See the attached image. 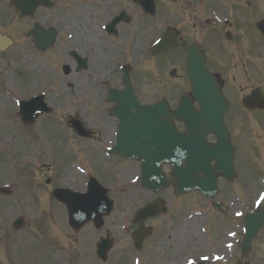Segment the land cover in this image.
<instances>
[{
    "label": "rangeland",
    "instance_id": "374dc122",
    "mask_svg": "<svg viewBox=\"0 0 264 264\" xmlns=\"http://www.w3.org/2000/svg\"><path fill=\"white\" fill-rule=\"evenodd\" d=\"M1 4L2 2L0 1V5ZM69 4L70 2L68 1L62 6L68 5L67 9L69 10L71 6ZM47 17L48 15L45 16L44 12L39 14L40 20L42 19L45 20ZM20 25L18 24V21L15 20L13 21L10 28L7 30V33L17 42V44L13 45V52L15 54V56H12L13 58L15 57L19 58L22 55V53H24L27 50L24 43L26 42L28 33L26 30H23V29L21 31ZM237 27L242 28L241 24H238ZM66 30H69V28H67ZM152 35H154V33H152ZM188 35L194 36V34H192L191 32H188ZM225 35L226 34L222 32V36L224 37ZM79 43L81 45H85V44L91 43V41L85 42L84 40H81L79 41ZM238 45H240V42H238ZM119 52L120 51H118V53ZM3 54L6 55L5 53ZM0 56H3V55L0 54ZM61 56L62 54L59 52H56V50L54 49L52 50V53L46 56V59L51 60V62L55 66L58 67L59 63L62 61ZM56 58H58L59 61L56 60ZM112 63L113 61L110 59L107 64L110 65ZM25 64L29 66V63H25ZM37 64L40 65V62H37ZM161 67L163 68V64L161 65ZM13 68H15V77L19 83L18 92L19 93L21 92L23 94L22 96L16 94L13 89L7 88L8 83L11 84L13 81V79L10 78V74H9L10 72H13ZM43 68L44 66L42 65V69ZM23 69L24 67L21 65H17L14 63L8 64V63H5L4 60L2 61L0 60V85H1L0 93L1 94H5L6 91H9L12 93L11 99L13 97L21 98V100L27 98V96L25 95L27 91V87H28V84L33 81L34 76L31 75V72H28ZM143 69H144L143 67H140L141 71H143ZM150 69L153 70L154 66L149 67V70ZM142 73H143L142 77L143 78L148 77L147 80L150 83L151 82L150 77L151 76L153 77V75L150 74L149 72H142ZM164 75L167 77L165 72H164ZM159 78L160 79L162 78L161 74ZM65 79L70 82L69 84L71 87L70 91L66 92L65 88L67 86L64 85V89H63V86L56 83V80H55L56 85L54 89L56 88V90L50 94V101H53L59 107H61L63 103H66L65 105L69 107V110L67 111L60 110L58 112H55L53 115L54 119L49 115L42 116L39 119V121L41 122V126L40 127L36 126L34 128L35 131H38L40 129L41 130L40 134H33L31 132H26L27 130L24 129L25 127L22 128V126L19 124L20 118L18 114L16 115L13 109L11 107H6L5 109H3V112L0 113V162L7 163V162H10V160H12L14 165H18L19 168L22 169L23 164L22 162L15 160L16 157L21 159L23 157L22 154L25 151L29 153L32 149L31 145H34L35 142L41 139V137H44V138L47 137L50 139H54L53 142L50 143V145L46 148L45 151L47 154L51 153L53 156H55L56 154L62 151V155L64 156L62 159L63 169L68 168L70 165H75L77 163L86 162L85 159L81 157L80 155H78L77 152L73 148L68 149L70 147V142L72 141V135L64 128V126L67 127V125L64 123V121L60 117H63V115L66 113L73 114L76 111H80L81 109L84 110L86 109V106H89L90 95L87 94V91L89 90V86L84 82L83 84H81L79 80L74 82L71 77H68ZM48 82H49L48 79H46L45 81L41 80L38 82L37 86L41 90H43L47 88L46 84ZM145 86L141 87V90H142L141 93L146 95L148 100L154 99V98H157V99L160 98V95H155L156 91H153V89L150 86L148 87L147 85ZM32 87H30L29 90L31 89L33 90L34 87L33 88ZM145 88H147V91H145L146 90ZM160 90L164 92L163 97L167 98L168 97L167 96V79H165V86L161 87ZM1 94H0V105L8 104V102L10 101V98H8V95L3 96ZM62 95H64V98L62 97ZM233 100L234 102L237 101V97H234ZM236 107H237V104H236ZM55 117L58 118L57 121ZM56 141L60 144H57ZM78 145L80 146V144ZM92 156L95 161L99 159V157L96 155H92ZM5 168L7 167L4 164L2 166L0 165V182L1 183L7 181V178H8V176L5 173L7 171L3 173ZM252 171L253 170H252V164H251L250 166L251 175H252ZM95 172H97L98 177L105 178L106 173L109 172V169L107 168V166H104L100 170L96 169ZM243 172L244 173L249 172L247 167L244 166ZM19 174H20V178L22 179V181L25 182V174L22 171H19ZM50 174H53V173H50ZM253 175L256 179H258L259 177L264 176V171L257 170L253 172ZM29 178L31 179V174H29ZM33 182L35 185L37 184L36 186V189H37L39 182H42V175H38L37 177H35V180ZM20 183L22 184V182ZM249 183H251L250 186H253L252 180ZM119 190L123 192L122 189H119ZM22 192H24V194ZM113 192H114L113 195L115 196L116 202L124 205L126 203V201L124 200V194L123 193L120 194V192H118V188L114 189ZM26 194H29L31 197L27 196L25 201L30 202L33 197L30 193H27V190L24 188L19 189L15 195H17V198L22 201L24 200V197ZM43 195H44V192L42 191V187L39 186V195L35 194L34 198L37 199V202H40L43 199ZM131 195L136 197L137 191L134 190L131 193ZM0 199H3V203H11L9 198H0ZM168 200L170 202L172 200V196H169ZM182 201H185L186 203L202 202V201H199L198 198H194L193 196L180 197L178 199L175 198L173 199L172 202L176 203V202H182ZM17 204L18 206H20V203H17ZM23 206L28 211L35 210L32 203H23ZM3 208H4V205L0 203V211H2ZM12 210L13 209H8L5 214H0L1 220H4V218H6L8 214L10 215V213L15 212V210L14 211ZM39 212L40 211L37 212L34 218L36 230H34L33 232L34 223H33V218H32V213H31L29 214V216L27 217L25 216L27 225L22 230H20L21 232L17 234L18 236H14L12 239L21 245L18 248L22 249L23 246H25V248L28 250L29 257H28L26 264H56L53 254L52 252L49 251V248H48L50 237L46 234V228L47 226H50V225H52L53 233H55V235L60 238V243L64 250L62 252L63 257L65 256L67 252V254L71 253L73 257H76L75 264H98L96 261V258H94V255L89 249L90 239L96 236L95 235L96 231H94V229L92 228L93 226L87 225L86 227H83L82 229H80V231L76 233H72L70 232V230H67L65 227H63L62 224H58L62 220L58 218L60 214L62 213L61 211L53 210L47 216H43V217L38 215ZM119 215H120L119 211H116L113 216L114 219L111 222L119 224L117 221L119 219ZM11 217L12 216L10 215V218ZM213 233H214V227L211 225L206 234H204L202 237H200L196 241L189 242L188 244H186L181 249V251L188 255H196L200 252V250H207L209 248L208 241L211 240ZM71 235H74V236L71 238ZM32 240H40L42 242L41 248L32 247L31 246ZM261 242L262 241L259 240L256 243V246L259 249L261 248ZM73 243H77L74 247L75 250L70 245ZM13 244H15V242H13ZM118 246H120V244L117 241V245L114 247L115 250L111 252V256L113 257L112 261L114 262V264L117 263V258L115 257V254L117 252L116 249L118 248ZM13 248H15V246ZM263 253L264 251L256 250L255 256L259 259L260 264H264V258L262 257ZM173 257L174 255L170 254L168 255L167 258H173ZM112 261L110 262V264H113ZM0 264H6V259L2 258L0 260Z\"/></svg>",
    "mask_w": 264,
    "mask_h": 264
},
{
    "label": "flooded vegetation",
    "instance_id": "af4514ba",
    "mask_svg": "<svg viewBox=\"0 0 264 264\" xmlns=\"http://www.w3.org/2000/svg\"><path fill=\"white\" fill-rule=\"evenodd\" d=\"M215 0H199V7L191 6L185 0H174L169 3V7L167 8L166 18H167V32L174 33L177 43L172 48L171 51V63L167 61L169 67L174 71L182 72V68L184 66L185 70V55H186V46L194 43L196 38L189 36L188 32L192 34H196L198 30L202 29L207 23V15L211 10L221 11L219 7H216ZM230 5L234 6L235 2L230 3ZM213 6V7H212ZM114 9L117 10V13L120 11H124L125 20L123 23L118 26V34L123 36H128V38L134 43L141 41V10L135 2L132 0H114L113 2ZM110 7L107 6V15L110 14ZM119 14V13H118ZM149 21L151 22V29L153 25L157 26L158 18L155 14L150 17ZM76 26L78 28L81 27V20L76 21ZM200 41L204 43V39L200 37ZM92 62L95 64L101 65L104 63V60L101 59V52L95 48L92 53ZM101 59V60H100ZM173 75L176 77H182V75L173 72ZM184 78V75L183 77ZM235 79V77H232ZM135 79V78H134ZM185 86L182 88L184 91H189V84L187 82L185 76ZM253 98L257 97L256 93L252 94ZM231 110L229 109L225 116V123L228 129L230 130V140L236 147L235 160L234 165L236 170L240 172L244 169V163H246V159L244 158L245 154L239 153V145L243 144L244 147L250 150V153L255 154L259 150V146L264 147V109L259 110L256 106V101H252L249 104V119L245 125H243L242 121L237 119V112L234 108V105L229 103ZM196 107H198L196 105ZM179 129H184L182 124H177ZM209 141H215V138L212 136L208 137ZM240 155V156H239ZM242 183L236 181L232 184V187L235 189L236 187L241 186V188L246 187L248 184V178L246 175L242 174ZM235 181V179H233ZM224 186L225 189L230 188L226 180L219 176L218 177V185ZM155 194L151 193L150 196L145 197V200L151 199ZM141 198V197H139ZM239 202V203H238ZM242 200H239L237 197L233 198L231 203H222L224 207V212L221 213L218 210L212 209V213H214L220 222L225 223L226 227L222 232L218 233L215 241L209 242V248L204 250L206 253H203L205 256L210 257L211 253L224 255V239L228 232H235V237H238V234L241 230L242 224L233 219V214L238 209L243 213L252 209L251 203H242ZM132 208L136 211L140 207H142L145 203H132ZM173 203H169L172 206ZM176 206L179 207V212L184 215V212L189 209L190 203H175ZM201 209L207 207V203H198ZM213 205V203H212ZM168 210H166L167 212ZM165 212V213H166ZM153 219H146L143 223L145 225H149L152 228L150 236L145 238L149 240L148 246H152V252L155 256L163 259L164 257H168V255L173 254L174 257L171 259H180L181 254L176 251L175 247L177 246V242L182 240L184 242L189 240V227L184 226L183 224L180 226V232H175L173 229L169 228L168 224L173 221V215H166L161 218V221H155V225H152L150 221ZM131 222H133V216L131 218ZM137 227V224L136 226ZM263 230L261 231V235ZM144 241V242H145ZM232 241V240H231ZM240 250L236 246L229 253H225L224 261L215 263V264H239V261H246V258L251 257L253 254V250L243 257L242 260L238 259V251ZM244 263H250V261H246ZM201 264H210L207 262H203Z\"/></svg>",
    "mask_w": 264,
    "mask_h": 264
},
{
    "label": "water",
    "instance_id": "95a60500",
    "mask_svg": "<svg viewBox=\"0 0 264 264\" xmlns=\"http://www.w3.org/2000/svg\"><path fill=\"white\" fill-rule=\"evenodd\" d=\"M17 1V3H15L16 5H17V7H23L22 5H21V3H20V1L19 0H16ZM44 0H30V2H29V4H28V7H27V12H29L30 10H31V8H33L36 4H38L39 2H43ZM207 77V80L209 81V82H211V80H210V78L208 77V76H206ZM192 83H193V90H194V95L196 96V98H198L199 100H200V94H199V86H198V81H197V78H195V77H192ZM210 88L209 89H207V88H205V89H207L206 91V94H205V98H206V102H207V107L205 108V110H204V112H205V115H206V121H209V120H211L209 117H207V114L209 113V110H208V105H209V103H211V104H213V105H216V106H219L220 107V105H222L223 106V100H222V98H221V96H220V94H219V92L217 91V87L215 86V84H213V85H211V86H209ZM161 125H164V124H161ZM154 153H156L155 154V156L157 157H159V155H158V152H157V149L155 148V150H153V154L152 155H154ZM214 154H215V152H214ZM167 155L165 154V155H163L162 156V161H166V160H169V158L168 157H166ZM159 159H161V158H159ZM159 159L158 158H156V161H159ZM143 161L144 162H147V158H144L143 159ZM208 180V179H207ZM202 181V180H201ZM201 181L200 180H197V181H195L194 183H195V185L196 186H200V188H202V184H201ZM209 181H211V182H213V180H209ZM150 184V183H149ZM179 188H180V186H179ZM212 191H213V186H212V184L209 186V188L206 190V192L207 193H209V194H211L212 193Z\"/></svg>",
    "mask_w": 264,
    "mask_h": 264
}]
</instances>
